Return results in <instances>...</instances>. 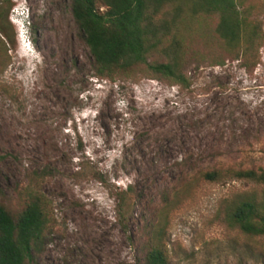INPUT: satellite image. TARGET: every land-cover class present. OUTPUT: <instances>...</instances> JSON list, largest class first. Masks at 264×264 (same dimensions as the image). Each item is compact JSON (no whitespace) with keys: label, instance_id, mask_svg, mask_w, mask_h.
I'll use <instances>...</instances> for the list:
<instances>
[{"label":"rangeland","instance_id":"1","mask_svg":"<svg viewBox=\"0 0 264 264\" xmlns=\"http://www.w3.org/2000/svg\"><path fill=\"white\" fill-rule=\"evenodd\" d=\"M70 1L0 0L11 40L0 67V191L16 207L37 175L54 221L34 263L135 264L159 235L169 264H264V239L224 217L257 188L202 177L264 169V39L244 67L219 50L206 18L194 26L208 38L192 44L188 87L141 75L110 82L94 77ZM259 21L264 33V12Z\"/></svg>","mask_w":264,"mask_h":264},{"label":"trees","instance_id":"2","mask_svg":"<svg viewBox=\"0 0 264 264\" xmlns=\"http://www.w3.org/2000/svg\"><path fill=\"white\" fill-rule=\"evenodd\" d=\"M70 8L91 57L94 77L110 82L141 75L188 87L185 68L192 44L208 38L200 25L199 29L194 26L206 18L216 20L211 32L219 50L244 67L255 66L264 39L259 21L264 0H71ZM10 42L1 25V68L8 59ZM202 177L208 182L246 181L256 187L259 193L240 194L231 200L224 217L242 235L264 239V169L211 170ZM37 179L33 175L17 192L16 207L5 204L0 191V264H35L43 237L53 228L51 204L33 185ZM119 206L122 215L123 205ZM164 244L159 235H151L135 264H169Z\"/></svg>","mask_w":264,"mask_h":264},{"label":"clouds","instance_id":"3","mask_svg":"<svg viewBox=\"0 0 264 264\" xmlns=\"http://www.w3.org/2000/svg\"><path fill=\"white\" fill-rule=\"evenodd\" d=\"M16 10L18 12L17 17H20V19H19V24H21V26H20V35H22V34L26 35L27 31L29 29H27L28 25H25V23H26L25 20H27V18L22 17L24 15V9L22 7H20V8H17ZM25 26H27V27L25 28Z\"/></svg>","mask_w":264,"mask_h":264}]
</instances>
